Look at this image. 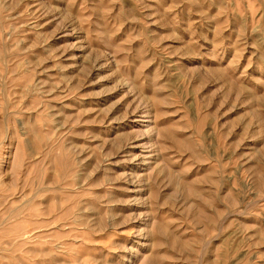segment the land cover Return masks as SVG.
I'll use <instances>...</instances> for the list:
<instances>
[{
    "label": "rangeland",
    "instance_id": "1",
    "mask_svg": "<svg viewBox=\"0 0 264 264\" xmlns=\"http://www.w3.org/2000/svg\"><path fill=\"white\" fill-rule=\"evenodd\" d=\"M0 264H264V0H0Z\"/></svg>",
    "mask_w": 264,
    "mask_h": 264
},
{
    "label": "bare ground",
    "instance_id": "2",
    "mask_svg": "<svg viewBox=\"0 0 264 264\" xmlns=\"http://www.w3.org/2000/svg\"><path fill=\"white\" fill-rule=\"evenodd\" d=\"M24 241H26V240H24Z\"/></svg>",
    "mask_w": 264,
    "mask_h": 264
}]
</instances>
